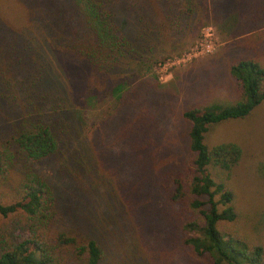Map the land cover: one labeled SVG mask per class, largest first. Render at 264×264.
Returning a JSON list of instances; mask_svg holds the SVG:
<instances>
[{
    "label": "trees",
    "instance_id": "16d2710c",
    "mask_svg": "<svg viewBox=\"0 0 264 264\" xmlns=\"http://www.w3.org/2000/svg\"><path fill=\"white\" fill-rule=\"evenodd\" d=\"M19 1L25 17L0 15V185L10 192L6 201L0 195V264H103L99 239L78 240L68 230L52 233L59 214L57 197L42 165L55 161L59 173L83 181L102 152L86 138V125L66 88L53 79L50 51L80 62L95 90L103 93L119 78L117 73L165 59L155 57L154 46L178 30H191L193 20L207 19L210 7L228 12L225 0H48L42 1L47 9L39 12L34 7L42 5L39 0ZM236 14L228 17L236 21ZM229 73L240 85L237 101L183 111L190 166L167 175L162 210L165 221L175 223L181 245L197 256L212 264H261L259 243L219 229L234 223L239 210L227 179L216 175L215 180L211 170L230 174L241 148L235 143L209 146L206 134L213 125L249 116L264 99L260 63L240 59ZM135 119L129 120L130 127ZM138 124L142 134L148 131L142 121ZM119 156L120 163L124 157ZM258 170L264 177V163ZM142 177L131 189L136 200L148 205L145 194L138 192L147 187L148 177ZM154 192L150 186L148 195ZM143 259L131 258L134 264Z\"/></svg>",
    "mask_w": 264,
    "mask_h": 264
},
{
    "label": "rangeland",
    "instance_id": "374dc122",
    "mask_svg": "<svg viewBox=\"0 0 264 264\" xmlns=\"http://www.w3.org/2000/svg\"><path fill=\"white\" fill-rule=\"evenodd\" d=\"M39 1L42 5L37 3L36 11L46 10L43 2L48 0ZM223 3L228 12H212L210 7L207 19L193 20L191 30L183 34L178 30L164 44L154 46L155 57L165 59L117 73L119 78L103 93L95 90L89 70L80 62L50 51L53 79L66 88L77 117L86 125V138L102 152L98 161L93 158L83 181L59 173L55 161L42 165L57 197L53 235L68 230L78 240L99 239L105 252L103 264H134L133 256H143L142 264H212L181 245L175 223L165 221L161 193L170 171L190 166L189 125L183 111L237 101L240 85L229 73L237 60L253 59L264 68V0ZM236 11L239 17L231 20L228 15L236 16ZM0 15L23 17L24 6L19 0H0ZM138 121L147 125L144 134ZM205 142L235 143L241 148L230 174L211 170L215 180L227 179L239 210L234 223L219 229L259 243L264 250V177L258 170L264 163V99L249 116L209 127ZM119 155L124 157L120 163ZM142 176L148 177L147 187L138 192L145 194L148 205L136 200L137 192L131 189ZM150 186L153 195H148ZM0 195L6 201L10 192L0 185Z\"/></svg>",
    "mask_w": 264,
    "mask_h": 264
}]
</instances>
